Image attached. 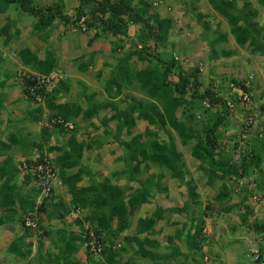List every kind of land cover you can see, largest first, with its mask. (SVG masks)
I'll return each instance as SVG.
<instances>
[{"label":"trees","instance_id":"1","mask_svg":"<svg viewBox=\"0 0 264 264\" xmlns=\"http://www.w3.org/2000/svg\"><path fill=\"white\" fill-rule=\"evenodd\" d=\"M198 1L190 0L188 2L191 11L196 9L195 5ZM207 1L213 10L227 21L230 27V35L239 46L249 47L252 53L264 56V27L259 26V23L254 21L257 12L252 9L250 2L246 1L241 6L239 4L240 0ZM257 1L264 7V0ZM13 5L22 14L34 17L36 19L34 29L40 31L53 27L56 20L65 25H77L84 18L83 23L86 25V29L94 31L96 39L111 36L113 40L110 41V44L114 48H122L124 39H130L129 27L131 25H141L135 44H133L127 54L118 59L116 71L110 75L105 89L108 96L113 99V97L116 98L121 93L122 84L120 80L128 86L137 82L140 89L147 95V99L138 100L133 96H128L126 98L127 106L119 109L116 104V106L112 104L113 100L109 98L112 100H110L111 102L89 105L86 115H84V118L89 120L97 117L102 109L114 110L112 115L105 117L101 121L104 126L116 121V140L125 147L124 168L122 171L117 172V176L126 178L129 183L137 184V188L132 186L129 190H123L117 185H107V181H105L102 184L93 183L86 188L77 189L76 184L79 183L84 174H90L91 176L90 167L82 160L83 151L90 149L92 144L100 148L103 142L93 141L89 145L77 142L75 138L76 125L71 120L73 119L72 117H76L81 113V109L73 110L67 105H55L54 103L61 81L56 84L57 87L55 86V81L51 78L49 81L39 82L37 75L24 76L23 80L20 81L22 92L26 97L29 96L30 100L34 102H37V98L44 97L46 99L45 105L52 111L45 118H42L41 111L40 115L34 116V122L37 124L42 119L39 139L43 140V144L50 142L55 132L61 135L69 132L73 133L67 143L69 149L65 147L64 157L61 158L63 160L61 162V179L70 187L72 195L71 205L74 208L87 209L85 222L89 223L105 246L100 255L102 256V261L99 264H118L116 257L119 256V252L114 247L118 242L108 238L112 234V222L117 220V232L127 230L131 226L133 215L144 203L149 202V199L153 197L152 187L154 185L147 187L148 180H140V176L149 171L151 167L157 166L162 170L167 169L170 171L174 179L179 180L181 185L189 189V199L193 200V204L195 202L198 204L197 201L200 196L192 185L193 179L189 178L182 154L177 150L176 141L168 131L169 127L179 134L183 144H188L193 139L197 141L192 148L191 154L202 165L208 166L209 173L205 168L202 169L209 178L208 183L210 185L213 184L215 177L222 180L228 178L237 182L247 178L250 174L257 173L259 175L260 180L254 181L253 188L248 185L242 186L239 201L233 206L226 204L224 208L221 205L229 203L233 193L227 183H223L221 190L215 197V202L208 204V208L211 209L210 214L213 213L214 215V213H218L221 210L222 212H228V210L233 208L244 207L245 212L239 215L241 223L246 228L254 231L258 237L264 235V221L258 219L251 221L250 216L254 212L253 208L247 204L249 199L260 192L264 193V170L261 166L264 159V140L257 142V140L252 138V140H247L244 146L234 141L232 148L235 153L226 151L228 149L226 146L227 136L224 133L230 128L228 125V118L231 114V108L228 106V99L230 98L224 95L221 87L212 86V88L202 90L200 69H186L183 63L184 59L176 49V44H168L172 49V53L160 50V48L165 49L169 42L168 36L173 26L171 18H160L158 14L149 15V11L153 7L149 0H137L136 3L135 0H80L73 18L69 14L64 13L63 0L52 4H40L38 0H0V13H5ZM196 15L200 22L203 14L199 15L198 13ZM5 24L1 34L6 35L7 41L5 42L7 43L11 40V37L7 34L10 31H8V28L15 22L13 23L12 19L9 18ZM208 29L209 24H203V31L206 32ZM227 41L228 35L226 33L220 34L213 41L211 40L212 54L210 58L218 59L220 54L215 46L218 43H226ZM222 53L227 56L231 52L223 51ZM26 55L30 56L32 61L30 63L34 66L40 65V67L36 66L38 67V72L45 76L49 77L55 69L54 58L48 56L47 61H39L34 54L26 50L21 53V58L23 63H27V65H29V61H25ZM134 58L140 63L146 62V67L139 70H131L129 62ZM87 67L88 65L83 64L84 70ZM231 82L236 87L250 91V88L245 87L242 80L232 78ZM114 86L117 90L113 92L112 87ZM232 102L234 103L235 101L232 100ZM198 105H202L201 107H203V111L208 117V120H206L207 125L203 131L194 130L190 124L180 120L176 115V113L180 112L183 116L187 115V120L192 121L197 115L196 108ZM5 107V99L3 94H0V109L2 110ZM24 120L29 121V118L25 117ZM138 120L146 121L149 126H154L157 130H166L168 136L165 140L155 139L158 134L147 128L145 135L153 138L150 142L143 141L142 134L134 135L129 141L122 142L123 130H126V134H131ZM66 123L71 124L72 128L65 126ZM243 131L244 135L250 134L247 133L245 128H243ZM105 133L106 136H111L108 129L105 130ZM16 137L15 133L10 134L12 141L13 139L17 140L18 137ZM8 148L11 149L10 146ZM43 154L39 155L38 159L35 158V160L34 158H27L25 163L30 169L37 167L39 163L51 164L52 160L49 159L48 155ZM74 168H78V172L71 176H66L67 171ZM9 169L10 171L12 170L11 173ZM17 173L18 171L11 165L10 159H6L5 164L0 167V177H2L0 179V211H2L0 226L5 223H12L15 220L14 217L20 223L22 233L18 232V235L11 238L7 253L12 258L25 260L31 255L32 243L26 242V239L32 228L25 225L23 213L33 216L37 213L39 229H43L42 213L39 214L40 212H45L50 220L54 218L61 220L62 217L61 215L55 217V215L48 213L50 212L49 207H52V205L46 202V198L35 209L36 200L42 194L41 190L37 186L31 188V196L29 192L20 191L11 184L12 180H8L10 177L15 179ZM32 176L31 173L25 176L26 184L43 180L39 172H34ZM162 176V173L158 176V184H160ZM3 178L7 179L2 181ZM189 208L190 203L188 201L182 208L157 207L153 215L139 219L136 227L137 233H153L156 221L164 217L166 213L182 214L187 212ZM79 239L80 236L75 232L70 233V236L67 237H65L64 233L61 242L66 241L63 246L57 247L59 249V257L53 256L46 261L52 262L56 259L58 264H79L78 261H72L69 258L77 252ZM125 240L132 242L136 241L137 238L127 237ZM137 242L139 241L137 240ZM145 243L154 247L157 244L149 240H145ZM140 247L142 248L141 244ZM87 254L94 256L91 252H87ZM147 255L151 254L148 252L142 253L143 257ZM127 264L136 263L130 259Z\"/></svg>","mask_w":264,"mask_h":264},{"label":"rangeland","instance_id":"2","mask_svg":"<svg viewBox=\"0 0 264 264\" xmlns=\"http://www.w3.org/2000/svg\"><path fill=\"white\" fill-rule=\"evenodd\" d=\"M61 0H38V3L40 4H52L55 2H59ZM151 1V4L158 3L160 4L159 7H154V10L149 11V15H153V12L158 13L163 17L164 15H167V17L171 18L173 20V26L169 34V42L167 43V47L164 49L160 48V50H164L166 52H171L172 49L168 46L170 43L176 44V49L181 53V57H183V63L186 67L187 70L192 69V68H199L200 69V79L202 81V90L207 89V88H212V86H215L217 88L222 89V92L224 95H226L228 99V106L231 108V114L228 118V125L230 126L229 129H227L224 133L226 138V146L228 149L226 150L229 153H235L233 151L232 145L234 144V141L239 142V144H242L244 146V143L247 142V140L255 139L257 142H261L264 140V56L257 54V53H252L250 51L249 47H241L239 46L233 39V37L230 35V27L225 21L222 19V17L213 10V8L210 6L207 0H199L195 6L196 9L194 11H191L188 6V2L190 0H149ZM250 2L252 5V9L257 12V16L255 17L254 21L259 23V26L264 27V7H262L257 0H240L239 4L242 6L245 2ZM137 0H135V3ZM154 2V3H152ZM80 0H63L64 4V13L69 14L72 18L75 16L76 12V7L79 6ZM163 5V6H161ZM170 7L171 9L168 10L167 8ZM163 10L166 12L164 13ZM203 14V18H201V21H198V16L196 14ZM205 16V17H204ZM166 17V18H167ZM12 19L13 23L17 24L18 22L20 23V20H22L24 23V26L30 27L29 24H34L31 21L34 20V17H31L27 14H22L20 10L16 6H10L5 13H0V29L4 26L6 23L7 19ZM31 20V21H30ZM84 18L81 19L80 23L77 25L69 24L65 25V28L67 30V36L62 42L60 41L59 43L56 41H53L54 43L51 42V38L47 35H44L45 31H40L42 34L41 36L42 39H39L40 42L36 41L40 45H43L44 42H48L49 38L50 41L46 47V51H49L48 53L54 52L56 50L57 52L59 51L60 53V66L56 69L53 70V73L51 74V79L55 81V86L57 87V83L59 81H67L69 73L72 72L76 65V57L78 56V53H84L86 55V60H88V56L91 52L90 48H86L83 50H79L80 44L84 45L83 41H80L81 39L79 37V32L84 33L87 35L86 41H89V43L93 42V40H96V37H94L95 32L94 31H88L86 29V25L83 23ZM224 22V23H223ZM26 24V25H25ZM55 24H58L59 27L63 23H61L59 20H56L54 22V26L56 27ZM203 24H209V29L208 31L204 32L203 31ZM141 25H139L140 27ZM64 27V25H63ZM11 26L8 28V31L10 30ZM52 28V27H51ZM50 28V29H51ZM12 29V28H11ZM134 29V28H133ZM132 29V32H133ZM13 32V29L11 30V34ZM47 32V31H46ZM71 34H70V33ZM138 33V32H137ZM136 33V34H137ZM226 33L228 35V41L218 43L216 44V48L218 53L220 54L218 59L210 58V55L212 54L211 52V47H210V41L215 38H217L220 34ZM1 34V32H0ZM132 34V33H131ZM131 36L130 39H124V45L122 48L120 47H111V44L108 46L101 47L100 52L101 54L95 58V62L93 65L94 69L101 70L104 75L102 78H99L98 81L102 82L100 84L101 88H105L107 81L110 78V75L113 74V72L116 71V65L118 63V59L125 54L128 53L130 48H132L133 44H135L137 40V35ZM2 35V34H1ZM205 35V36H204ZM4 34L0 37V56L3 58V61L6 63L10 61L8 64V69L14 71L13 75H16V73H19L20 71L22 72H27V68L22 66L23 63H20L18 60L19 58L21 59V53L25 52L26 50H29L28 47H32L36 49V46L34 45V42L29 43H17V44H12V51H7V47L4 43ZM85 38V37H84ZM34 41L35 35L33 36ZM98 39V38H97ZM43 40V41H42ZM83 43V44H82ZM10 44V43H9ZM91 46V44H89ZM88 45V46H89ZM11 47V46H10ZM10 47L8 49H10ZM78 48V53H75L74 49ZM38 51V49H36ZM30 51V50H29ZM83 51V52H82ZM231 52L229 55L225 56L223 55L222 52ZM31 52V51H30ZM15 54V56H14ZM20 54V56H19ZM8 55H10L12 58H10ZM48 58V57H45ZM16 61V62H15ZM18 61V62H17ZM23 62V60H21ZM25 61H28V58H25ZM98 61V62H97ZM32 61H29V65L27 67L31 68L32 71L38 72V67L40 65H33L30 63ZM98 63V64H97ZM130 69L131 70H139L143 69L146 67L147 63H140L138 62L135 58L132 59L130 62ZM3 65V64H2ZM3 65V67L5 66ZM27 65V63H26ZM34 66V67H33ZM38 66V67H36ZM0 69L4 70V68ZM96 71V73L98 72ZM93 71V75H94ZM73 74V72H72ZM5 72L1 71L0 72V81L4 78ZM102 76V75H101ZM100 76V77H101ZM87 80L89 81L90 79ZM235 78L237 80H251V89H250V94H251V101L250 103H244L240 101L238 97V91L235 89V85L231 82V79ZM120 80V79H119ZM91 81V80H90ZM121 85V93L118 97L121 98H127L128 96H133L136 99H141V100H146L147 95L140 89L139 84L137 82H134L131 86H128L126 83L120 80ZM99 84V83H98ZM20 88V86L18 85ZM52 87V86H51ZM1 88V87H0ZM100 89V88H99ZM9 93L4 89V95L3 98L5 97L8 100H12V103H15L21 98V95L19 96L17 92H15V88L10 87ZM113 92L117 90V88L114 86L112 87ZM106 94H104V98H108L107 100L110 101L112 98L108 96L107 91L105 90ZM111 98V99H109ZM114 98V97H113ZM235 101L234 103L232 100ZM119 100V99H118ZM112 101V100H111ZM123 99L119 100L117 104V107L119 109L125 108L127 106V101L122 102ZM18 104V103H17ZM19 105L17 107L18 110V117L16 116V113L14 112V117L13 114H11V111L9 108L8 110L5 109H0V118L3 120H9L8 122L9 125V132L10 134H16L18 139L20 141H23L25 135L27 134H38L41 131L40 127V122L42 119L39 121L38 124H35L34 122V116L33 114L41 115L42 118H45L46 116L48 117L52 112L45 111V108L43 105L40 107V105H31L25 100H19ZM202 105H198L196 108L197 115L194 118V120L190 121L189 119H186V116H183V114L176 113L177 117L182 120L186 121L188 124H190L194 130L196 131H203L207 125L206 120H208L207 114L204 113ZM16 111V110H15ZM114 113V112H113ZM110 112V110H105L102 109L99 115L96 117V121L92 124L87 123L86 126L83 128V134H86V131H89L88 134L89 136H84V138H80L79 134H81V130H79L78 134L75 135L77 136V139L80 143L89 145L93 141L94 142H103L102 148L97 147L96 145L92 144L90 149L87 150V157L88 159L85 158V161L88 164H91L92 162L94 164H100L102 162V159L104 158L103 156L100 155V149H103V153L106 152V150H110L112 147L116 148H122V150H125L124 146H120L119 142L116 140V129H117V123L116 121L110 122V125L104 126L101 122L105 117H108L113 114ZM49 114V115H48ZM27 117L29 118V121H25L24 118ZM4 122V121H3ZM34 122V123H33ZM138 123V121H137ZM149 128L150 131L155 132L158 134V137L155 139L159 140H165V138L168 136L166 130H157L154 126H148L145 125L144 123H138L135 128L132 129L131 134H126L125 129L123 130V138L122 142L129 141L132 139L134 135L137 134H142L143 135V141L145 142H150L153 140V138L148 137L145 135L146 129ZM243 128L247 130V133L249 135H244ZM37 129V130H36ZM108 129L111 133V136H106L105 130ZM85 130V131H84ZM168 131L172 134L174 140L176 141L177 145V150L182 154V158L185 162L186 169L188 170L187 172L189 173V178L193 179L192 185L196 188V192L199 196H201V201H202V206L198 210V215L205 210V205L207 203L213 204L215 202V197L218 194V192L221 190L223 183H227L229 188L232 190V199L237 198L239 199V194H240V189L244 185H248L249 187L252 186L253 188V183L255 180H260L259 175L257 173H254L253 175L250 174L247 178H244L242 181H231L228 178L226 179H218L214 178L213 184L210 185L208 183L209 178L207 175L204 174V168L206 171L209 173L208 166L202 165L198 160L192 157V148L196 144V140H191L188 144H183L181 142V139L176 133L175 130L172 128H168ZM86 132V133H85ZM125 133V134H124ZM21 134V135H19ZM56 134V135H55ZM170 135V134H169ZM73 136V133H66L64 135L58 134L55 132L52 137V146L58 147L60 149H64L68 143L69 138ZM115 137V139H113ZM229 141V143H228ZM116 143L117 146H116ZM109 144V145H108ZM121 152V151H119ZM122 154V153H120ZM44 155V154H43ZM38 156H36L37 158ZM49 159L53 161V158L48 156ZM124 156L120 155V157L115 156V162L122 161L123 162ZM26 160V159H25ZM113 162V163H115ZM121 163V170H118L119 172L123 170L124 166L123 163ZM23 164H25L23 162ZM55 166V170L59 172L61 170V163L59 164H53ZM111 165V162H110ZM119 163L116 164V167L118 169ZM101 170L100 172L97 173L98 178H101L97 184H102L104 180H102L109 171L105 169L106 167L103 166V163H101ZM203 166V167H202ZM262 169L264 170V159L262 162ZM203 168V169H202ZM262 170V171H263ZM70 171V169L68 170ZM61 172V171H60ZM68 173V172H67ZM162 173V179L160 181V184H158V176ZM60 174V173H59ZM70 173H68L69 175ZM117 178V179H116ZM113 179H115L116 182H119L121 179H119L118 176H114ZM125 181L121 182V188L124 190H129V188H132V186L137 188V184L134 183H129L126 178H124ZM148 180V185L147 187L154 185L152 187V194L153 197L150 200V203L148 205H144L142 210H143V215L147 218L149 215H153L156 212V206H163L165 205L164 203L166 200L173 205H176L180 208L184 205L185 202H189L190 205L193 204V200L189 199V189L186 186L181 185V182L177 179H174L171 176L170 171L167 169H161L157 166H153L150 168L149 171L145 172L142 176H140V180ZM177 183V187H174ZM179 186V187H178ZM20 191H24L22 189H19ZM30 188H28L29 195L32 194L30 192ZM31 196V195H30ZM55 195L54 189H52V193L47 195V197L44 194L39 195V199L37 198L36 200V208H38L39 204L46 200V202L52 207L50 208V212L55 217L59 216L60 214V208L58 206H55L54 204L58 205L57 202H54L53 197ZM51 197V200H50ZM257 199H250L248 202L253 206V212L254 214L250 217H255L252 218L253 220L258 219L260 221H264V193H259L256 195ZM70 196L66 194L65 191H63L61 200L63 204L65 205H71L70 201ZM231 199V202L233 200ZM65 200V201H64ZM68 200V201H67ZM67 201V202H66ZM228 203V202H227ZM227 203L222 204L221 207H224ZM54 205V207H53ZM48 208V209H49ZM140 209H138L139 211ZM40 212V211H39ZM42 213V214H41ZM44 213V214H43ZM204 213V211H203ZM41 214V219L43 221V229L45 235L42 237L39 235H34V234H29L27 235V241L26 242H31L33 245H37L39 247L40 252L36 254V256L33 259H25L23 261H18L20 264H58L56 259L53 260L52 262L49 261L47 262L46 260L55 256L59 257L58 252H59V247L63 246L64 242H61V238H63L61 231L63 230L62 228L68 224H71V218L68 219H63L62 222L58 218H54L50 220L47 217V214L45 212H40ZM170 213H166V217ZM202 214V213H201ZM37 216V213L35 214ZM165 217V215H164ZM176 216L169 215L168 223L171 224L173 221H175ZM137 214L135 213L132 217V223L131 226L123 231V232H117L116 227H117V220H114L112 222V234L108 236L109 239L116 240L118 242V245H115L116 250L119 252L118 256V264H126L129 262L130 259L134 260L136 264H164L165 259H170L172 258V252L170 248L165 247V241L163 242L164 245H161L159 247H154L149 245L148 243L145 242V236L146 234H139L137 233L136 226L138 224L139 219L137 220ZM218 226L221 223L220 217H216ZM137 220V221H136ZM225 218L223 219V221ZM57 221V223L55 222ZM18 222V221H17ZM163 222L166 221H161V222H156L154 227H160V226H166L164 225ZM215 222V221H214ZM213 222V224H214ZM231 221H228V227L231 225ZM56 223V224H55ZM55 224V225H54ZM19 229H20V223L18 222ZM54 225V226H53ZM215 226V224H214ZM55 227V229H51ZM135 228V229H134ZM174 227L171 228V231H174ZM135 230V231H134ZM167 232V231H166ZM170 232V233H172ZM174 235V234H173ZM171 235V236H173ZM13 237V236H12ZM124 237H129V238H137L139 242H143L142 248L139 245V242L137 240L135 243H132L130 241H126ZM151 241H155L159 237L165 238L164 240L168 241L169 237L165 235H159V234H154L151 236H148ZM253 240V243L250 247L248 253H250V250H256L257 249V240ZM137 242V243H136ZM212 245V246H211ZM250 245V244H248ZM202 246V252L201 254H196L197 260L198 261H204V256L205 252L209 254H213V249L216 245L215 243L211 242L210 244L207 242H201ZM58 247V248H57ZM125 248V249H123ZM143 252H148L151 255H147L146 257L142 256ZM211 256H208V260H211ZM247 257V255H246ZM8 258V260H7ZM70 260L72 261H78L79 264H99V262L102 261V256H89L82 248H78L77 252L72 256L69 257ZM248 257L246 258L244 264H249L248 263ZM1 260V259H0ZM4 264H16L14 262V258L6 257L3 258ZM7 260V262H6ZM174 263L171 264H187L183 261V257L178 256L176 260L173 258ZM6 262V263H5ZM2 262L0 261V264ZM210 263H204L208 264Z\"/></svg>","mask_w":264,"mask_h":264},{"label":"crops","instance_id":"3","mask_svg":"<svg viewBox=\"0 0 264 264\" xmlns=\"http://www.w3.org/2000/svg\"><path fill=\"white\" fill-rule=\"evenodd\" d=\"M149 2L151 3V1H149ZM152 3H154V2H152ZM197 3H199V2H197ZM161 6H163V5H161ZM151 10L156 11L154 9V7ZM163 12L165 13L166 10L165 11L163 10ZM153 14L159 15V12L158 13L153 12ZM166 17H167V15H164L163 17L161 16V18H166ZM222 19L225 21V24H226L227 21L223 17H222ZM31 22L35 24L36 19L32 20ZM23 23L24 22L22 20H20V23L18 22L17 24L11 25L13 32L11 34V30H12L11 29L7 33L8 36L11 37L10 38L11 40H9L7 43L5 42V41H7L6 35L4 36V43L7 44V45H5L7 47V51H12V49H14V48H12V46H13L12 44H14V43L17 44V43L23 42V43H29L30 44V42H32V43L34 42V45L36 46V49H38V51L35 48L28 47L29 50L31 51V54H34L36 56V59H38L39 61H47V58H45V57H48V56L51 58H54L55 63H56L55 69L58 68L60 66V62H61V60H60L61 58L59 56L60 52L59 51L57 52L56 50H54V52L48 53L49 51H46V47L50 41V38H51L52 43H54L53 41H56L58 43L60 41L62 42V40H64L66 38L67 30L65 28V24H62L61 27H59L58 24H55L56 27H52L51 29L49 27L47 30H45L44 35H47L50 38H49L48 42H44L42 40L43 45H40L36 41L40 42L39 39H42V37H44V36H41L42 35V34H40L41 32L34 29V24H29L30 27H27V26H24ZM5 25L6 24H4V26L0 29L1 33H2V30L4 29ZM63 25H64V27H63ZM139 28H140L139 25H131L129 27L130 37L134 36L138 32ZM132 29H133V32H132ZM17 31H18V33H17ZM2 35L0 34V37ZM34 35H35V39H36L35 41L33 39ZM86 36L87 35H85L84 33L79 32L78 38L81 39L80 41H83V43H85L84 45L80 44V47H79L80 51L83 50V47H84V49H85V47L86 48L89 47L91 50V52L88 56V60H86V55L84 53H80V54L78 53L79 52L78 48L74 49L75 53H78V56L75 58L76 59V65H75V67H73L74 68L72 70L73 74H72V72L69 73L67 81H62L59 83L60 89H59L58 93L56 94L55 101H54L55 105H58V104L67 105V106H69V108H71L73 110L81 109V111H80L81 113L79 115H77L76 117H72L73 118L72 120L70 119L76 125L75 126V128H76L75 133L78 134L79 130L82 129L81 134H79V137L81 139L84 138V136H89L88 132H90V130L86 131L87 132V133L85 132L86 134H83V128L86 126V124L87 123L92 124V122L94 123V121H96V117L91 118L89 120L84 118V115H86V111L89 108L88 106L93 105V104H100V103L108 102V100H107L108 98L107 97H106V99L104 98V96H105L104 94H106V92H105L106 89L104 87L101 88L100 84H102V82L98 81L99 78L103 77L104 73L101 70H98L97 68L94 69L93 65L95 62V58L101 54V52H100L101 47L106 46V44L108 46V43L110 45V41L113 40V38L111 36H107V37H99L98 39L93 40V42L89 43V41H86V39H87ZM89 44H91V46ZM9 47H10V49H8ZM8 57H9V60H10V58H12L10 55H8ZM26 57L28 58V61H31V58L29 55H26ZM18 60H20L19 61L20 63H23L21 61L22 58L21 59L19 58ZM9 62L10 61L5 63L3 61V58L0 56V67L4 68V70L0 69V72L4 71L5 75H10V73L12 71V70L8 69V65H5V64H8ZM2 64L5 66L3 67ZM83 64L88 65L87 69H85V70L83 69ZM22 66H23V64H22ZM97 70H98V72L96 73ZM93 71H95L94 75H93ZM100 73L102 76L100 75ZM87 77H89L88 79H90L91 81L90 80L88 81ZM9 88H10V86L2 85L0 88V94L4 95V92H3L4 89L9 93V90H8ZM118 99L119 100L123 99L122 102L126 101L125 98L116 97V98L112 99L113 100L112 104L113 105L119 104ZM19 100H25V99H23V98L19 99V97H18V101L15 103H12V100H8L7 98H5L6 107L3 109L8 110L7 108H9V109L11 108L10 111H11V114H13V117H14V112L16 113V116L18 117L17 107L20 106ZM109 102H111V101H109ZM43 106L45 108V111L52 112L51 110H49L47 108L46 105H43ZM105 110H108V109H105ZM109 110L112 113L114 112V110H112V109H109ZM53 111H55V110H53ZM32 116H37V114H33ZM8 122H10L8 119L5 121L2 118H0V167L5 164L6 159H10L11 165L18 171V173H17V176L15 179L10 177V178H8V180L9 181L12 180V182H11L12 185L16 186L18 189L24 190L22 192L26 193V192H28V188L31 189L33 187L30 186V185H32V183H30V184L25 183L26 172L23 170V163L22 162L25 159L27 160V158H36V156H39L42 153H44V155H48L51 158H53L54 164L55 163L59 164L63 161V160H61V158L64 157L63 153H64L65 148L60 149L58 147L52 146L53 145L52 139L50 142H46L43 144V142H42L43 140L39 139L40 133L32 134V135L27 134V135H25L26 138H24L23 141H20L17 137H16L17 140L13 139V141H12L10 139V133L7 132V130L9 129ZM138 123H141V124L144 123L145 125H148V123L146 121H143V120H138ZM138 123H137V125H138ZM125 133H126V130H125ZM77 134H75V135H77ZM75 138L79 144H82L78 141L77 136H75ZM122 138H123V136H122ZM113 139H115V138H113ZM117 144L118 143H116V146H117ZM119 144H118V146H119ZM83 145H86V144H83ZM9 146L11 147V149L8 148ZM120 146H121V144H120ZM4 147L8 148V149H5ZM66 147H67V149H69L68 145H66ZM100 148H102V147H100ZM103 149L99 150L100 155L104 157L102 159L101 163H103V166L106 167L105 169H107V171H109V172L107 173V175L102 180H104L103 182L107 181L106 182L107 185L121 186V182H124L125 179L123 177H119V179H121V178L122 179L119 182H116L115 179H113V177L117 176V172H119L118 170H121V163L120 162H122V161L118 162L120 165L117 169L116 164H118V163L115 162L114 160H115V156H117V157H120V155L124 156L125 150H122V148H120V147L119 148L112 147V148H110V150H106V152L103 153V151H102ZM87 150L88 149L83 151L82 160L86 165H88L90 167L91 176H90V174H84L82 176V179L79 181V183L76 184L77 189L86 188L87 186H89L93 183H96V182L98 183L99 181H101L100 180L101 178H98V175H97L98 172L102 171L101 166H100L101 163L97 164V165L94 164L93 162L91 164H88L85 161V158L88 159ZM119 151H121V152H119ZM120 153H122V154H120ZM110 162H111V165H110ZM113 162H115V163H113ZM9 171H10V169H9ZM11 171H10V173H11ZM60 171L58 172V178H56V180L54 182V191H55L56 196L53 197V200H54V202L58 203V205L54 204L55 206L61 207L60 208V214H58V215H61V217H62L61 220L71 218V224L64 226L62 228L63 230L61 232L62 236L65 233V237H67L68 235L70 236V233H73V232H75L77 234L76 231L78 229H80L82 231V224L85 223V216L87 215L88 211H87V209L74 208L72 205H68L66 203H65V205L63 204V202L61 200V196H62L63 191L66 192L68 197L70 196V198H69L70 201L72 200V195H71L70 187H68V185L65 184L63 182V180L61 179V172ZM67 172L70 174L68 175V173H66V176H71V175L78 172V168L70 169V171H67ZM1 178L2 177H0V179ZM6 179L7 178H3L2 181L6 180ZM0 183H1V180H0ZM175 184L176 185L174 187H177L178 184L177 183H175ZM149 200H151V198ZM232 200L234 203L229 201V203H227V204H229V206H233L234 204H236L239 201V199H237L236 197L233 198ZM197 202H198V204H196V202H195L194 204L190 205V208L187 209L188 210L187 212H184L182 214H177V213L169 214L172 216L173 215L176 216L175 217L176 220L173 221L171 224H167L168 219H169L167 217H169V215L167 217L165 215V217L158 219L156 222L166 221V222H163L164 225H166V226H160V227H156V228L154 227L153 233L144 232V233H140V234H146L145 240H149V241H151V239L148 236H151L154 234H159V235H162L164 237L166 235L169 237L168 241L164 240L165 238H161V237H159L158 239H156L154 241L157 243L156 247L164 245L163 242L165 241L166 249L170 248V250L172 252L171 253L172 258L165 259L163 262L164 264L174 263V260H172V259L174 258L176 260V258L178 256L183 257V261L187 264H204V263H207L209 261H210V263H208V264H244V262L247 258L246 255L248 254L249 248L254 247V246H251L253 243L252 239L257 240V237H258V235H256V233L254 231H251L249 228H246V226L243 223H241V221H240L239 215L243 214L245 212L244 207L233 208L231 210H228V212H222V210H221L220 212L214 213V215H213V213L210 214L211 209L208 208L209 203H207V205H205V208H204L205 210H203L204 213L202 211L201 212L202 214L200 213L198 215V210L202 206L201 196ZM149 203H150V201L147 203H144L139 208L140 210L139 211L137 210V212H136L137 217H138V218H136L137 220L146 218L142 213L143 212L142 208L144 205H148ZM164 204L165 205L158 206V207H171V208L172 207H178V206L173 205L172 203L168 202L167 200ZM247 204H249L253 208V206L250 204V202L247 201ZM156 209H157V206H156ZM76 210H80V211L76 212ZM1 215H2V211H0V217H1ZM151 215H149V216H151ZM216 217H220L221 223L219 224V226H218ZM224 218H225V220L223 221ZM250 218H251V221H253L252 218H255V217H250ZM14 219L15 220H13L12 223H9V224L5 223L4 225L0 226V259H1L0 261L2 262L1 264H4L3 258L9 257V256H10V258H12V256L7 253V248H8L9 243L11 242L12 236L14 237V236L18 235V232L22 233V230L18 228L19 225H18V222L16 221L15 217H14ZM192 219H193V221H192ZM231 220H232L231 225L228 227V221H231ZM55 222L57 223V221H55ZM60 222H62V221H60ZM213 222H214L215 226H214ZM173 227L175 229L172 232L171 228H173ZM111 228H112V226H111ZM51 229H55V227H53ZM170 232H172V233H170ZM171 235H173V236H171ZM61 239H63V238H61ZM124 239H125V237H124ZM201 242H207L209 244L211 242H213L216 245L214 248H212L214 250L213 254H209V253L205 252V256H204L205 262L198 261L197 257H196V254L199 255V254L203 253ZM132 243H135V241H132ZM140 244L142 245L143 242H139V245ZM248 244H250V245H248ZM38 251H39L38 244L32 245L31 255L29 256V259L30 260L33 259L36 256V254L38 253ZM209 255L211 256L210 257L211 260H208ZM7 260H8V258H7ZM7 260H6V262H7ZM17 260L23 261L21 258H14V262L16 264H20V262H18ZM116 260H118V257H116Z\"/></svg>","mask_w":264,"mask_h":264},{"label":"built area","instance_id":"4","mask_svg":"<svg viewBox=\"0 0 264 264\" xmlns=\"http://www.w3.org/2000/svg\"><path fill=\"white\" fill-rule=\"evenodd\" d=\"M51 77V76H50ZM50 77H38L39 82H45L51 80ZM245 87L250 88V83L247 81L244 83ZM240 99L244 103H250V95L246 92V89L241 88ZM65 126L72 128V125L66 123ZM32 172L40 173L42 181H38V185L42 187L44 192L48 193L50 191L51 181L54 179V168L50 163L43 164L39 163L37 167L32 168ZM26 218V224L29 226L36 227L37 219L32 217L30 214ZM81 242L84 250L86 252H91L94 256H100L104 250V244L101 241V238L96 234L94 229L90 225H85L81 233ZM249 264H264V235H261L257 238V249L250 250V253L247 254Z\"/></svg>","mask_w":264,"mask_h":264},{"label":"clouds","instance_id":"5","mask_svg":"<svg viewBox=\"0 0 264 264\" xmlns=\"http://www.w3.org/2000/svg\"><path fill=\"white\" fill-rule=\"evenodd\" d=\"M153 5V7H159L160 6V4H158V3H154V4H152ZM152 7V8H153ZM167 7V6H166ZM168 10H170L171 8L170 7H168L167 8ZM11 28H12V26H11ZM11 28H10V30H11ZM51 28V27H50ZM14 56H15V54H14ZM19 56H20V54H19ZM23 66L25 67V68H27V72H22V71H20L19 73H16V75H13V72L14 71H11V73H10V75H5L4 76V78L0 81V87L2 86V85H4V86H10V87H13V88H15V92H17L18 93V95L20 96L21 95V98H23V99H25L28 103L30 102L32 105H40V107H42L41 105H45V102H46V99H44V97H39V98H37V102H34V101H31L30 100V98H29V96H25V94H23V92H22V86H21V83H20V81H22L23 80V77L24 76H31V75H37V80H38V77H48V76H45V75H43V74H41V73H39V72H34V71H32L31 70V68H29V67H27L28 65H26V63H23ZM53 73V72H52ZM51 73V74H52ZM51 74H50V76H51ZM49 76V77H50ZM22 78V79H21ZM251 80H253V78H251ZM251 80H243V84L245 83V82H249L250 83V89H251ZM18 85L20 86V88L18 87ZM245 85V84H244ZM53 86V85H52ZM235 89L238 91V97H239V99H240V92H239V90L241 89V87H236L235 86ZM246 92L247 93H249V95H250V97H251V94H250V91H248V90H246ZM29 98V99H28ZM240 101H241V99H240ZM177 133V132H176ZM179 135V134H178ZM38 159V158H37ZM34 160H35V158H34ZM27 160H25L24 161V163L26 162ZM54 164V162L52 161V163H51V165L53 166V168H54V179L51 181V184H50V191L48 192V193H46V192H44V190L42 189V187H40L39 185H38V181H32L31 183H32V185H30V186H32L33 188L35 187V186H37L38 188H40V190H41V193L42 194H44L46 197H47V195L49 196V194H51V192H52V189H54V182H55V180H56V178H58V172H57V170H55V166L53 165ZM23 170L26 172V175L27 174H30L31 173V176H32V174H33V172H32V169H30L29 168V166L25 163V164H23ZM33 177V176H32ZM39 199V198H38ZM251 199H254V200H256L257 199V197L256 196H254L253 198H251ZM80 210H76V212H79ZM29 215V214H28ZM26 213H23V217H24V220H25V225L27 226V227H30V228H32V230H31V232L29 233V234H34L35 236L36 235H39V236H43V235H45V233H44V230H42V229H39V227H38V223H37V226L36 227H33V226H31V225H27L26 224V218L27 217H29ZM32 217H35L36 219H37V222H38V217L36 216V215H31ZM60 221H63V220H60ZM85 225H89V223H87V222H85L84 224H82V230H83V228H84V226ZM77 234L80 236V239H79V241H78V246H79V248H82L83 250H84V248H83V246H82V242H81V233H82V231L80 230V229H78L77 231ZM69 234V233H68ZM69 236V235H68ZM33 245V244H32ZM85 251V250H84ZM39 252H40V250H39ZM86 252V251H85ZM87 253V252H86ZM58 255H59V252H58Z\"/></svg>","mask_w":264,"mask_h":264}]
</instances>
